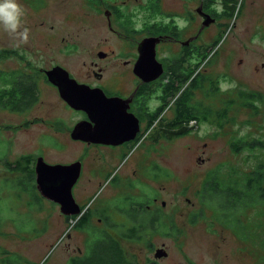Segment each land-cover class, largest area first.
<instances>
[{"label":"rangeland","instance_id":"1","mask_svg":"<svg viewBox=\"0 0 264 264\" xmlns=\"http://www.w3.org/2000/svg\"><path fill=\"white\" fill-rule=\"evenodd\" d=\"M219 1L223 4L214 2L212 6L218 13L222 8L232 12V5L235 4L234 13L231 19L228 18L225 31L220 33L222 39L213 47V55L204 67L209 66L206 69L212 75L223 74L220 86L227 94H233L234 86L240 84L264 97V37L255 36L256 33L264 32L259 27L261 24L264 26V0H217ZM17 2L24 9L18 27L9 30L0 24V49L5 50L0 58V68L7 72L6 79L0 77V88L9 87L13 74L26 72L27 75H32L36 71L40 73L37 80L39 94L37 101L22 111L5 108L0 104V224L4 232L0 234V246L3 251L19 255L24 261L22 264H64L67 258L74 255L73 250L77 246L85 249L86 234L74 227V220L67 221L58 203L40 195L35 172L29 181L27 173L10 170L6 161L11 165L20 155H29L32 158L31 165L29 162L23 164L34 169L37 157H43L52 164H67L79 159L83 148L79 142L71 139L69 133L81 113L72 110L58 98L56 89L45 78H41L39 67H46L54 61L69 60L74 61L75 63H70L78 67L82 60H89L90 51L95 48L92 44L101 34H108L104 14L108 6L94 4L90 0ZM166 2L171 3L169 0ZM198 2L199 0H195V5ZM213 32L214 27H211L203 39L211 42L220 35L219 31ZM51 33H57L54 42L50 41ZM58 35L65 40L61 41ZM74 40L76 42L71 44L77 46L63 51V54H67L64 57L60 49L69 48L64 43L70 44ZM80 49V54L69 57L70 53H77ZM32 76L38 78L35 74ZM211 94L208 93V96ZM197 95L203 97L198 91ZM209 101L214 104V109L220 105L218 101ZM257 104L258 111L234 105L229 109V118L222 128L214 123L198 124L195 120H190L186 131L182 129L184 133H177L176 129L162 123L161 139L155 148H141L140 153L148 161L145 171L147 176L140 175L145 181L142 195L145 197L149 194L151 198L158 191L159 200L156 204H163L165 201L167 210L175 211L171 216L180 223L179 230L182 233L180 244L177 242L170 248L173 255L184 253V256L178 258H193L198 264L206 261H220L222 264H263L256 241L258 242L257 238L264 239V206L256 204L255 208L247 209L243 215V219L249 218L263 223L255 227L259 232L256 241L251 237L240 239L233 228L224 225L222 221L212 220L217 224L204 225L203 222L213 216L210 208H207L205 216L201 214L196 218L194 227L182 224L190 220V210L201 211L208 205L201 200L197 191L209 169L223 163L226 166L225 170L223 166V172L231 173L237 167L246 176L257 163H264V150L259 147L247 146L235 152L229 146L232 138L264 140V102ZM164 115L171 117L172 110L166 109ZM150 131L153 132L151 129ZM134 149L131 147L122 161L109 166V177L104 176L99 186L93 181L83 179L76 189L77 202L90 205L100 201L101 196L103 199H115V194L118 198L119 193L115 186H110L109 180ZM94 157L93 153L89 155L86 175L99 180L96 172L93 174L92 171H87L94 167ZM155 164L166 169L168 174L160 179L154 178L160 175L156 167H150ZM132 166H136L135 160L126 161L122 172L127 173ZM113 183L118 182L113 180ZM131 200L135 203L139 201L136 196L131 197ZM236 226L242 229L240 222ZM260 248L264 252V243L260 244ZM1 257L0 251V259ZM0 264L4 263L0 260ZM10 264H17V257H11Z\"/></svg>","mask_w":264,"mask_h":264},{"label":"flooded vegetation","instance_id":"2","mask_svg":"<svg viewBox=\"0 0 264 264\" xmlns=\"http://www.w3.org/2000/svg\"><path fill=\"white\" fill-rule=\"evenodd\" d=\"M90 1L94 4L108 6L104 10L108 34H101L92 44L95 45V48L91 49L89 60H82L78 67L70 63H75L71 60L69 62H51L46 67H39L43 75L41 78H45V81L56 89L58 98L60 97L64 104L67 103L60 96L58 87L49 81L46 75L47 70L56 66L66 69L69 76L78 83L100 89L109 98H116L112 103V110L128 117L126 118L127 126L123 130L132 131V137L118 144L75 140L83 148L79 159H76L81 162V171L72 187L75 200L78 201L75 196L76 189L79 183L83 182V179L93 181L99 186L102 184L104 176L111 172L109 166L114 162L122 161L131 147L135 149L120 164L122 166L109 180L110 186H115L119 193L118 198L115 194V199L109 197L103 199L101 196L100 201L90 205L85 202H77L82 210L77 216L80 218L82 216L88 217L86 220L88 223L84 229H81L86 234L84 235L86 247L82 249V247L77 246L73 250L74 255L67 258L64 264H76V260L80 258L89 259L91 264L95 263L92 248L89 247V243L97 239L96 236L92 235V229H96V234L98 231L105 235V240L109 238L117 246L122 257V264H198L193 258H178V256H184V253L173 255L171 252L170 247L173 248L174 244L179 243L181 239L180 223L172 218L171 215L175 211L169 212L170 210L165 207V201H163L165 205L156 204L159 200L158 191L151 197V201L146 203V199L142 195V186L145 181L141 179L140 175L147 176L145 171L148 161L140 151L141 148H155L161 139L162 123H165L164 126L168 123V116L163 115L156 119L161 102V84L162 81H166V78L163 79V77L168 67L177 66L176 64L180 63L179 69L187 72L193 66L194 59L200 57L210 44L208 42L210 40L206 41L203 38L211 27H214L213 33L219 31L218 34H220L224 30L228 20L227 11L222 8V11L218 13L216 8L212 7L213 3L211 5L206 4L205 0H199L197 5H195V0H169L171 3H167L166 0ZM216 3L218 5L223 4L220 1ZM204 15L209 16V23L204 22ZM259 27L261 31H264L262 24ZM51 28L54 27L51 25ZM103 35L104 37H102ZM256 35L264 37V32L256 33ZM146 37L159 38L155 47L156 59L162 65L160 73L150 80L141 76V70L139 72L135 70L140 55L139 44ZM49 38L50 41L54 42L57 33L49 34ZM58 38L61 41L65 40L59 35ZM50 41L48 40L49 44H51ZM73 42L76 40L70 41V44L64 43L66 46L69 45V48L60 49V52L75 48L77 45L71 44ZM81 50L77 53H70L69 57L80 54ZM58 55L61 54L58 53ZM63 56L66 57L67 54L65 53ZM204 65L198 72L209 74L206 69L209 66L204 67ZM33 74L40 75L36 71ZM76 111L80 112L81 116L75 123L88 118L84 111ZM162 117H165L166 120ZM91 153L95 155L93 158L95 163L94 167H91V170L87 169V171H92L93 174L96 172L99 180L86 175V163H88ZM130 159L136 161V166H132L131 170L128 169L127 173L122 172L125 162ZM109 160L111 161L107 164ZM157 165L159 164L150 165V167ZM160 178L162 177L158 179ZM113 180L118 183H113ZM133 196L139 199L137 203L131 200ZM123 202H127L129 205L124 206ZM64 216L70 215L64 214ZM155 217L159 219L163 217L165 220H153ZM196 223V221H186L182 224L192 228ZM203 224L208 226L217 223L206 221ZM253 231L255 233L254 229L250 232ZM234 232L240 239L251 237L255 240L257 238V235L251 236L249 232L243 228H237V226ZM258 242L256 241L257 245ZM158 250H161V255L157 254ZM261 261L264 264V255H262ZM114 262L110 261L111 264ZM204 264L222 263L220 261H206Z\"/></svg>","mask_w":264,"mask_h":264},{"label":"trees","instance_id":"3","mask_svg":"<svg viewBox=\"0 0 264 264\" xmlns=\"http://www.w3.org/2000/svg\"><path fill=\"white\" fill-rule=\"evenodd\" d=\"M209 2V5H211V3L217 2V0L206 1L207 4ZM232 6V12H227L226 15L230 19L231 16H233L235 4ZM225 25L227 26L228 24L226 23ZM221 39L222 34L215 37L205 48V51L202 52L201 56L194 59L193 66L187 72L179 69V63L176 64L177 66H169L163 77V79L166 78V81H162L161 84V102L158 107L156 119L159 116H163L166 109H171L172 116L168 118L167 126L176 129L177 133H179V131L184 133L182 131L188 127L187 123L190 120H195L198 124L214 123V125L222 128L224 122L229 118V109L234 105L241 107L245 106L249 109H256L258 111L259 107L257 103L264 102L263 95L257 91L245 89L240 84L234 86L235 90H233V94H227L220 86L221 75L198 72L203 67L202 65L209 62L210 57L213 55V47L217 46ZM4 51L5 50L0 49V58H2ZM209 53L211 54L209 55ZM6 74L7 72L0 68V77L6 79ZM39 76L40 75H37L38 78H34L32 75H27L26 72L13 74L9 80V83L12 82L9 87L4 86L0 88V104L5 108L7 107L15 111H22L30 107L38 98L39 90L37 80ZM197 91L200 92L203 97H199ZM208 93L212 94L208 96ZM209 100L218 101L217 103L220 105L214 109V104H210ZM162 118L166 120L165 117ZM173 129H170V131L174 132L175 130ZM229 146L235 152L247 146L252 148L259 147L264 150V140L255 138L251 141H247L243 138H232L229 141ZM31 161V156L20 155L15 159V163L11 164L12 167L9 162L6 161V163L9 165L10 170L27 173V177L29 181H31L34 169L23 164L24 162H29L30 164ZM223 166L225 170V164L220 163L205 173L197 193L201 200L208 203V205L202 208L201 211L195 212L190 210L188 213L189 221H195L201 214L205 216L207 208H210L212 209L210 212L213 213V216L208 217V221L217 220L225 222V225L232 227L233 230L236 229L235 225L240 222L242 228L249 232L251 236L259 234L255 227L263 223L261 221H252L249 218L243 219V215L246 213L245 211L247 209L250 210L255 208L254 206L256 204L264 206V163H257L250 174L246 176H243L237 167L233 168L231 173L223 172ZM156 168L159 170L158 172L160 175L158 174L159 176L154 178L158 179L168 174L166 172L167 170L160 165H157ZM150 196L149 194L145 196L146 203L151 201ZM209 203L213 205L210 206ZM122 204L124 206L129 205L127 202H123ZM255 214H257L256 210ZM217 216L219 217L217 218ZM66 217L69 221L74 220V227L76 229H84L88 223L86 221L88 217L86 216L80 218L77 215H70ZM156 219L165 220L163 217L160 219L156 217L153 218V220ZM245 220L248 222L245 223ZM1 227L2 225L0 224V234H4ZM252 229L255 230V233L254 231L250 232ZM244 234H246V232H244ZM92 235L97 237L96 240L89 243V247L92 248L94 255L93 260H96L94 264H111L110 261H115L114 264H119V262L122 264L120 251L109 238L105 240V235L98 231L96 234V229H92ZM257 240L259 241V254L264 255V252H262L260 248L261 241L264 243V239ZM0 251L2 253L0 260L4 264H10L11 257H17V264H22L24 262L19 255L3 251L1 246ZM76 264H91V262L89 259L80 258L76 260Z\"/></svg>","mask_w":264,"mask_h":264},{"label":"water","instance_id":"4","mask_svg":"<svg viewBox=\"0 0 264 264\" xmlns=\"http://www.w3.org/2000/svg\"><path fill=\"white\" fill-rule=\"evenodd\" d=\"M204 16V22L209 23V16ZM158 41V37H146L139 44L140 55L135 70H141L140 74L146 80L153 79L162 70L161 63L156 59L155 47ZM46 75L58 87L60 96L71 108L87 114V119L78 121L72 127V139L118 144L132 137V131L123 130L127 126L128 117L112 110V103L116 98H109L100 89L78 83L60 66L47 70ZM80 171L79 160L67 164H52L43 157H37L34 167L37 190L44 198L58 203L61 213L78 215L81 207L73 196L72 187L80 176ZM157 252L158 255L162 254L161 250Z\"/></svg>","mask_w":264,"mask_h":264},{"label":"clouds","instance_id":"5","mask_svg":"<svg viewBox=\"0 0 264 264\" xmlns=\"http://www.w3.org/2000/svg\"><path fill=\"white\" fill-rule=\"evenodd\" d=\"M23 15V6L17 0H0V24L5 28L15 30Z\"/></svg>","mask_w":264,"mask_h":264}]
</instances>
